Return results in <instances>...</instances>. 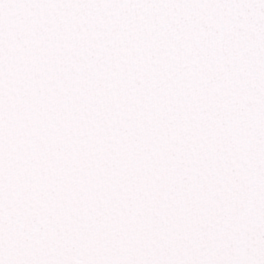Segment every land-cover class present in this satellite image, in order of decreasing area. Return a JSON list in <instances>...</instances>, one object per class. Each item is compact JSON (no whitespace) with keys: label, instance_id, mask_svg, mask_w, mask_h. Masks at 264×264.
Wrapping results in <instances>:
<instances>
[{"label":"snow or ice","instance_id":"1","mask_svg":"<svg viewBox=\"0 0 264 264\" xmlns=\"http://www.w3.org/2000/svg\"><path fill=\"white\" fill-rule=\"evenodd\" d=\"M0 264H264V0H0Z\"/></svg>","mask_w":264,"mask_h":264}]
</instances>
